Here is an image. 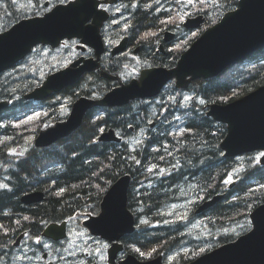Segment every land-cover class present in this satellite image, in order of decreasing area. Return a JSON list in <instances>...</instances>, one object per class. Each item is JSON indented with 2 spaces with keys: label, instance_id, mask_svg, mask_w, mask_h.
Segmentation results:
<instances>
[{
  "label": "trees",
  "instance_id": "1",
  "mask_svg": "<svg viewBox=\"0 0 264 264\" xmlns=\"http://www.w3.org/2000/svg\"><path fill=\"white\" fill-rule=\"evenodd\" d=\"M214 3L218 11L210 17L211 23L221 17L220 8L223 4H228V9L237 6L236 0H229V2L215 0ZM201 6L210 8L211 4L207 3V0H201ZM137 10L134 30H142L152 25L153 22L155 23L154 19L147 16L145 10L140 7ZM135 34L133 33L132 36ZM198 34L200 33L188 36L177 52L171 56L168 55L169 58L160 64L173 67L181 52ZM148 46L151 48L150 45ZM165 57L158 55L156 59L161 61ZM102 69H109L112 74L115 73L109 67L103 66ZM32 72L35 70H23L13 77L3 76L0 79V96H7L6 99H8L12 95L9 97L12 98L11 104L0 111V172L9 175L7 178L9 187L3 188L2 186L0 189L1 249L8 238L5 234L11 232V225L15 228L14 224H23L20 212L32 215L30 227L34 231L42 228L47 222H61L66 219L80 223L82 216L94 214L98 210L94 205L99 196L104 194L119 174L129 173L132 181L135 182L145 177L146 165L149 162L153 163L163 155L161 152L166 151L165 145L168 142L174 151L170 153L171 157L185 158L187 160L185 167L189 169L192 176L190 180H193V183L181 185L180 190L183 194L200 190L212 196V194L223 192L218 188L221 187L220 176L225 175V164L228 163V172L233 171L234 186L226 190L224 197L205 212L207 220L213 225V233L220 228L229 229L231 225L240 221L245 220L246 222L249 213L264 202V187H262L264 186V165L254 163L253 159L240 162L234 158L222 157L219 142L226 132L225 125L199 113L201 112L199 110L203 108L202 106L196 107L195 103H192L186 110H181L186 118L188 129L183 138L173 137L167 142V133L157 134L156 137H151L141 151L139 149V151L126 153V147L118 150L117 144L113 142L97 141L96 134L98 136L101 127H115L121 123L124 125L126 122L135 125L132 122L134 116L131 114L130 106L124 105L107 110L106 116L98 117L96 120L94 116L100 108H93L88 111L80 127L66 138L46 148L31 146L26 151L16 153L15 147L21 145L19 137H23L24 134H35L41 126L43 120L41 117L50 113L47 122L61 119L57 102L49 100L33 103L22 98L23 93L39 84V80L35 81ZM262 84H264V47L256 55L250 57L247 63L236 64L216 77L197 79L189 88L195 90L208 103H228ZM112 86L111 81L102 78L98 71H93L66 86L60 95L71 96L74 101L81 95L87 97L93 94L103 95ZM162 107H159V110ZM169 109V107L166 108L167 111ZM34 113H40L39 118L25 123L24 121ZM161 139L164 146H161L163 145ZM135 163L138 165L135 166ZM6 166H10L8 171L4 169ZM180 176V171L174 172L161 179L159 186L148 187L142 184L139 187L141 190L139 195L131 196L130 194L129 196L130 204L137 202L147 213V220L151 223L150 233H153L152 240L158 237H165V239L170 237L168 239L169 248L177 242L180 244L181 223L172 221L170 226L156 225L158 223L156 218L160 215L154 211L158 207H168L172 200L170 198L174 196V194L170 196L172 191L169 187L174 181L179 180ZM191 184L193 185L190 187ZM33 190L43 191L44 199L41 202L27 205L19 200L21 193ZM6 219H8V224L4 229L1 224L6 222ZM142 228L143 233L134 232L126 238L140 241L141 244L135 242L137 245L147 246L146 242L150 235L146 232L150 230H147V227ZM191 231L198 233V229ZM222 233L217 236L218 242H226L235 238L229 230ZM196 255L197 253L191 257H196ZM4 260H6L5 257Z\"/></svg>",
  "mask_w": 264,
  "mask_h": 264
},
{
  "label": "water",
  "instance_id": "2",
  "mask_svg": "<svg viewBox=\"0 0 264 264\" xmlns=\"http://www.w3.org/2000/svg\"><path fill=\"white\" fill-rule=\"evenodd\" d=\"M82 0H76L67 6L54 9L43 18L21 20L9 30L0 33V72L9 68L23 57L37 43H49L52 46L65 37L77 36L92 46L99 55L102 48L98 33H91L84 26L93 11L86 13L80 8ZM201 18L187 20L188 27L198 26ZM264 46V0H239L238 7L228 11L214 25L207 28L180 56L172 68H150L140 73L139 81L142 89L132 80L128 87H116L97 100L85 96L76 98L71 105V120L79 122L83 113L93 106L114 104L120 98L132 95H143L151 86L159 90L171 79L180 88H185L197 78H208L219 75L230 65L249 54L252 50ZM125 48L124 41L115 48L113 53H119ZM79 61L47 75L42 84L25 94L26 99L43 100L53 93L62 91L73 84L86 72L98 65L92 59L86 60L77 67ZM102 74V70H99ZM187 76L189 78L187 79ZM137 81V80H136ZM131 87V88H129ZM5 103L0 102V110ZM216 121L227 124V134L220 143L228 157L264 150V85L246 94L244 97L227 104H211L207 112ZM56 122L50 126L42 140L51 144L53 136L60 134L65 123ZM264 164V156L260 158ZM122 182H114L107 190V201L98 216H88L82 223L93 233L106 239L130 232L133 222L125 221L120 213L107 202L118 194L117 186L123 183L125 187L130 176H122ZM32 197L42 200L43 193L34 191L21 196L22 203H32ZM219 199V197H218ZM215 199L206 202L201 209L208 208ZM124 211V210H123ZM126 215L132 218L130 212ZM252 229L239 236L236 240L224 243L208 251L187 264H264V204L258 206L250 214ZM42 234L47 238L59 239L65 235V224H49ZM110 240V239H108ZM108 252L109 264H114V258L119 247L112 245ZM159 258L147 262H139L133 255H128L120 264H158Z\"/></svg>",
  "mask_w": 264,
  "mask_h": 264
},
{
  "label": "flooded vegetation",
  "instance_id": "3",
  "mask_svg": "<svg viewBox=\"0 0 264 264\" xmlns=\"http://www.w3.org/2000/svg\"><path fill=\"white\" fill-rule=\"evenodd\" d=\"M70 1L72 0H2L1 14L6 19L13 21L21 20L23 18L42 17L55 6L61 4L65 5ZM214 2L215 0H209L208 3L211 4L210 8L202 7L205 12H201V4L199 0H191V2H189V0H84V6H81V10L86 13L93 11V13L90 14L86 20L85 26L91 31V33L97 32L100 35V42L103 51L98 59L99 65L112 68L121 81L125 71H128L132 68L134 61H136L138 57H140L142 65H148L149 63L150 65H161L160 62L164 63L165 60L169 58L167 56H171L172 52H175V49L172 50V48H174L176 45L179 46L180 43L183 44L185 38L184 36L187 35L186 33H201L203 29H205L209 24L210 17L216 10V4ZM139 7L145 10L147 12V16L150 19H154L155 23L153 22L152 25H149V27L142 30H134L135 17L137 18V9ZM201 14L203 16V20L200 27L194 29H187L184 27L183 22L186 18L195 17ZM133 33L136 34L132 36ZM155 33L157 36L154 37ZM165 33H172L174 36L171 39L166 40ZM122 39H125L124 51L116 55L113 54L112 52L117 46L120 45ZM148 45H150L151 48H149ZM33 50L39 54H55L60 52L67 57V62L69 63L79 58H96L94 49L86 43H81L77 38L62 40L56 49H53L49 45L40 44L35 46ZM158 55H163L167 58L165 57L160 61L156 59V56ZM46 62L51 63V67H55L54 60L50 61L48 59ZM107 70L109 71V69ZM196 80L190 82L187 88L181 90L180 95L171 94L167 96V94H164V92L161 91L156 97L147 101V105L151 110H143V114L142 110L133 109V105L130 104L133 101L139 103V100H132V102L128 103L127 105L130 106L131 114L134 116L132 122H134L135 125L130 124L126 129L128 123L126 122V124L123 125L121 123L120 125H116L114 128L118 131L120 136L126 137V134H130L129 128L131 127V129L134 131L133 136H138L137 140H147V142L151 140V137H156L157 134L163 135L165 133H167L168 139L165 138L167 142L169 138H183L187 132V124L184 123L186 118L181 110H186L192 103H195L196 107L202 106L203 108L199 110L201 111L199 113H203L205 116H208L207 110L210 103L206 102L200 94L195 92V90L189 88L190 85ZM183 92L190 94V97L185 99V95H181ZM201 101H203V103H201ZM161 106L163 107L159 111V107ZM167 107L170 108L168 111L166 110ZM125 130H127L126 134ZM122 137H120V142L116 143V148L118 150H122L124 147L129 148L130 144L132 143L130 138L125 141V139L123 140ZM160 141L161 144H163L161 146H164L162 139ZM168 143L165 145L166 151L161 152L163 155L157 160H154L156 165L154 167V173L151 175L148 174L150 169V166L148 165L152 164L149 162L146 165L147 169L145 171V177H142L137 181L142 182L148 187L152 185L159 186L161 179L168 177L174 172L177 173L180 171L181 178L177 181H174L169 187L172 191L170 196L174 194V196L170 198V200L172 199L173 202L178 198L177 195L183 194L180 190L181 185L183 183H193V180H190L192 176L189 173V169L185 167L187 160L185 158H172V154L170 153H173L174 151H172V147H170V144ZM135 148L136 149L134 151H137L138 147L136 146ZM158 165H160L161 168H159ZM225 166V169H227L228 163L225 164ZM157 172H159V174ZM225 176L226 170L225 175L220 176V186H223V182L227 178V176L226 178ZM132 183L136 182L133 180ZM140 191L141 190L136 185L133 196H135V194L136 196L139 195ZM187 194H189V197L186 199L187 204L189 203V206H187V208L186 205L175 207L172 209L171 216H167L168 214L166 212L160 217H157L156 219L158 220V223L156 225H172L173 222H170L174 216L172 214L179 215L177 220L179 219V221H183V208H185V211L190 215V221L195 219L202 224H209L204 215V211L197 212V208L200 203L198 202V199L195 200V198L200 197V190H198L195 194L184 193L183 196L186 197ZM130 206L136 213H138L136 208L139 206V204H137V202L135 204L131 203ZM158 209H160V207H158ZM20 213L22 215L23 224H14L15 228L13 225H11V232L5 234L8 238L4 242L5 244L0 251V259H4L3 255L7 258L12 256V260L10 259L8 263L16 264L18 262V251H20L22 253L27 252L32 256L36 255L37 258L39 257L40 262L37 261L38 264L58 263L60 259H58L56 255L62 252L60 247L63 246L65 242L63 240H50L43 238L41 237V231L38 232V229L30 233L28 227L32 223V215L23 212ZM134 215L135 218H139V220L135 221L134 230L130 234L134 232L141 234L143 233L142 227H147V230H150L146 232L150 235L148 239L146 238V244L148 245L140 246L135 244V242H138L139 244L141 243L140 241L127 239L126 236L130 235L127 234L119 240V243H122V250L118 252L116 261L118 262L128 253H131L139 260L141 259V261L161 256L162 264H175L174 259L176 256L181 254L180 250L182 248L179 250L176 249L188 243L179 245L177 242L175 244L176 246L174 245L173 247L169 248L168 239H170V237L168 239H165V237H158L152 240L153 233H150L151 227L149 220H147V213L143 211V214H141L142 216L135 213ZM143 215L146 216V220ZM26 217L27 219H25ZM179 221L178 223H181L182 230V225L184 223ZM7 224L8 219H6V222H3L1 226L6 228ZM70 226L71 225H68L67 227L68 235L69 231L71 233V229H69ZM84 231L86 230H81L80 227L75 228L77 243L82 240V235H84L82 232ZM25 232L26 238L24 237ZM182 237L184 236L182 235ZM67 239L68 238L64 240ZM100 241L103 242L102 240ZM85 247H88L87 241L85 242ZM141 253H144V255H141ZM32 256H30L31 264H33L32 259H34ZM88 256L89 252H86L84 257ZM94 262L97 264H107V262L103 259H96Z\"/></svg>",
  "mask_w": 264,
  "mask_h": 264
},
{
  "label": "bare ground",
  "instance_id": "4",
  "mask_svg": "<svg viewBox=\"0 0 264 264\" xmlns=\"http://www.w3.org/2000/svg\"><path fill=\"white\" fill-rule=\"evenodd\" d=\"M200 1V4H201V0H199ZM207 2H209V0H207ZM1 3H2V0H0V9H1ZM199 4V5H200ZM60 6H64V4H61V5H57V6H55L54 8H52L49 12H51V11H53L54 9H57V8H59ZM210 10V9H209ZM203 10H202V6H201V12H202ZM48 13V12H47ZM202 15V14H201ZM214 16V15H213ZM6 18L5 17H3L2 16V14H1V12H0V28H2V29H4V30H2L0 33H2V32H4V31H7V29L10 27V26H14L15 24H17V23H19L20 22V20H17V21H13V20H10V19H6V22L4 21ZM220 19V18H219ZM202 20H203V16H202ZM11 21H13L12 23H11ZM218 21H215V22H213L210 26H212V25H214V24H216ZM11 23V24H10ZM210 26H208V27H206L205 29H203V31L200 33V34H198V35H201L207 28H209ZM94 33H97V32H94ZM99 34V33H98ZM166 34V40H169V39H171L172 37H173V34L172 33H165ZM186 34H189V33H186ZM72 38H77V39H79L80 40V42L81 43H85L83 40H82V38L81 37H77V36H72V37H65V38H63V39H61V41L62 40H64V39H72ZM99 39H100V35H99ZM185 39V38H184ZM60 41V42H61ZM123 41H125V39H122L121 40V42H123ZM120 42V43H121ZM40 43H37L36 45H39ZM89 45V44H88ZM181 43L179 44V46H177L176 45V48H177V50L181 47ZM35 46V45H34ZM58 47V45L57 46H53L52 48L54 49H56ZM92 47V46H91ZM101 48H102V46H101ZM177 50H176V52H177ZM102 51H103V49L101 50V53H102ZM259 50H257L256 51V53L258 52ZM29 53H32V52H28L27 54H26V56H25V58L24 59H22V60H20L14 67H16V66H18L19 65V63H21V62H23L25 59H26V57H27V55L29 54ZM113 53V52H112ZM37 61V60H36ZM138 62V61H137ZM36 63V62H35ZM70 64H72L71 62L69 63H67V64H65V66L64 67H62V68H60V69H63V68H65V67H67V66H69ZM152 64H154V63H152ZM234 66V63L232 64V65H230L228 68H227V70L228 69H230V68H232ZM151 67H155V68H160V67H162V65H150V63L147 65V67H144L143 69H141L140 71H139V74L136 76V77H131V79L129 78L127 81H125V82H123L122 81V79L123 78H121V81H120V79H119V77H118V75H116L115 73L114 74H112L110 71H108L107 69L106 70H103L102 69V71L104 72L103 74L101 73V72H99V74H100V76L102 77V78H104V79H107V80H109V81H111V82H114L113 83V86L111 87V89L109 90V91H107L106 93H108V92H110L112 89H114V88H116V87H120L121 85L123 86V87H128L129 85V83H130V81H132V80H134L136 83H137V85H139V86H137V87H135V90L136 89H142V85L140 86V81H139V75H140V73L142 72V71H144V70H147V69H150ZM13 68V67H12ZM11 68V69H12ZM102 68H103V66H102ZM11 69H9V70H11ZM60 69H58V70H60ZM58 70H55V71H58ZM94 71V70H93ZM92 71V72H93ZM54 71H52V72H50V73H48L47 75H49V74H51V73H53ZM3 72H0V75L2 74ZM39 73V72H38ZM223 72H221L220 74H222ZM46 75V76H47ZM189 78V76H187V79ZM45 79V78H44ZM44 79L38 84V86H40L41 84H42V82L44 81ZM197 79H199V78H197ZM202 79H206V78H202ZM137 80V81H136ZM196 80V79H195ZM194 81V80H193ZM192 82V81H191ZM168 84V85H167ZM128 85V86H127ZM167 85V86H166ZM264 84H262L261 86H263ZM166 86V87H165ZM165 87V88H164ZM260 87V86H259ZM129 88H131V87H129ZM145 90H147L146 91V93L145 94H143V95H132V96H129V97H126V98H120V99H118L117 100V102L116 103H114V104H110V103H106L104 106H99V105H96V106H93V107H91L90 109H88L87 110V112H86V110H85V112L83 113V115L81 116V118H80V120H79V122H76V121H74V120H71L72 118H73V115H72V118L70 117L71 116V108H70V110H69V112L67 113V115L65 116V117H61V119H59V120H57V121H54L52 124H49L48 126H46V127H44V126H42L43 125V122L44 121H46L47 120V118L50 116V113H47L45 116H43V117H41L43 120H42V123H41V126L39 127V129H38V131L35 133L36 134V138L35 139H33V145H31L32 147H39V148H46V147H49V146H51V145H53L54 143H56V142H58V141H60L61 139H63V138H66L67 136H69L70 134H72L74 131H76L79 127H80V125L82 124V122H83V119H84V117L88 114V111H90L91 109H93V108H100L99 110V112L97 113V114H95V116H94V119L96 120L98 117H101V116H106L107 115V110H109V109H113V108H120V107H122V106H124V105H127L128 103H130V102H132V100H135V99H137V100H139V103H136V102H132V103H130V104H132L133 105V109H140V110H142V114H143V112L144 111H146L147 109L143 106V105H141L140 106V103H144L145 105H147V101L149 100V99H152V98H154V97H156L161 91L162 92H164V94H167V96H169V95H171V94H179L180 95V92H181V90H184V89H182V88H180L178 85H177V83L175 82V79H171V81L170 82H167V83H165L164 85H163V87L161 88V89H159V90H155L152 86L148 89H145ZM178 90H179V93H178ZM170 91V92H169ZM26 93H28V91L27 92H25V93H23V96H22V98L25 100V101H31V102H33V103H39V102H46V100L47 99H49V98H51L52 96H53V94L51 95V96H49V97H47V98H45V99H43V100H35V99H26L24 96H25V94ZM106 93H104L103 95H96V96H90V97H87L88 99H91V100H97V99H101L102 97H104L105 95H106ZM183 93H186V92H183ZM12 96V95H11ZM11 96H9V97H11ZM6 97L7 96H0V101L1 102H4L5 103V105H4V107L2 108V110L7 106V105H9V104H11V102H12V98H9L8 97V99H6ZM167 100H168V98H167ZM211 104H217V103H210V105ZM210 105L208 106V110H207V112L210 110ZM148 106V105H147ZM144 110V111H143ZM151 110V109H150ZM160 111V110H159ZM158 113V112H157ZM93 115V114H92ZM211 117V116H210ZM150 118V117H149ZM212 118V117H211ZM213 119V118H212ZM58 121H61L60 123L61 124H63V123H65L66 125H65V127H64V129H63V131L60 133V134H58V135H56V136H53V138H52V141H51V144H46L43 140H42V136L45 134V132L48 130V128L50 127V126H53L56 122H58ZM130 124H128L127 123V126H126V129H127V127L129 126ZM125 128V127H124ZM129 131H130V134H126L127 133V130H125V134H126V137L124 136V137H122V136H120V134L118 133V131L114 128V127H112V126H109V127H101L100 128V132H99V134H98V136H97V134H96V137H97V141L98 142H113V143H118V142H120V140H121V138L120 137H122L123 138V140L125 139V141H127V139L128 138H130L131 140H132V137H134L133 136V133H134V131H133V129H131V127L129 128ZM35 134H30V135H34L35 136ZM120 136V137H119ZM136 137H138V136H136ZM32 138V137H31ZM146 143H147V140H140V142H139V144L137 145V147H138V151H139V149H140V151L142 150V148H143V146L144 145H146ZM30 146V147H31ZM29 147V148H30ZM28 148V149H29ZM127 148V147H126ZM27 149V150H28ZM136 148H134V149H131V147H129V148H127V150H126V153L127 152H132V151H134ZM10 156V155H9ZM138 164H135V166H137ZM148 166H150V169H151V171H148V174H153L154 173V167L156 166L155 165V163H152L151 165H148ZM159 168H161V166H159ZM157 173H159V172H157ZM124 175H130L129 173H123V174H119L118 175V177L116 178V180H114V182H122V176H124ZM113 182V183H114ZM113 183L107 188V190L113 185ZM143 183L142 182H138V181H136V183H132V182H130L129 181V183L124 187L123 186V183L122 184H119L118 186H117V190H118V194L115 196V197H113V199H112V201H109V202H107L108 204H109V206H111V208H113L115 211H122L121 213H120V215H121V217L125 220V221H129V222H133V228H132V230L130 231V232H125V233H123V234H121L118 238H116V237H113V238H108V239H110V240H108V239H106V238H104V237H101V235L100 234H96V233H93L91 230H87V232L89 233V236L93 239V240H96V238L98 239V240H102L103 242H101V243H103L104 245H105V251H104V253L102 254V257H101V259H103V260H105V261H107L108 260V252L112 249L111 248V246L112 245H114V246H121L122 245V243H119V240L121 239V238H123L125 235H127V234H130L133 230H134V223H135V221H138L139 220V218H135V215H134V213L135 214H139V215H141V214H143V211L141 210V206L139 205V206H137V211H138V213H136L132 208H131V206H130V199H129V196H130V194H131V196L133 195V193H134V188H135V186L137 185V187L139 188L141 185H142ZM130 186H131V189H130ZM130 189V190H129ZM107 190L104 192V194L103 195H101V196H99V199L98 200H100L99 201V204L98 205H94L95 206V208L96 209H98L93 215L94 216H98L101 212H102V208H104V203H106V201H107ZM34 191H40V190H33V191H29V193L30 192H34ZM40 192H42L43 193V191H40ZM43 199H44V193H43ZM42 199V200H43ZM222 199V198H221ZM32 200L34 201V202H32V203H28V204H33V203H39V202H41L42 200H40V199H37V198H35V197H32ZM97 200V201H98ZM218 201H220V199L218 200ZM217 201V202H218ZM216 202V203H217ZM215 203V204H216ZM24 204H27V203H24ZM27 204V205H28ZM187 204V203H186ZM215 204H213V205H215ZM188 205V204H187ZM209 208H207V210H208ZM124 210V211H123ZM206 210V211H207ZM125 211H127V212H130L131 213V215H132V218H130V217H128L127 215H126V213H125ZM205 211V212H206ZM142 216V215H141ZM144 217H145V220H146V216L145 215H143ZM50 224V222H47V223H44L43 224V227L42 226H40V227H42V228H39L38 230H43L44 228H46L48 225ZM210 228H209V227ZM29 228V230H30V233L31 232H34V230H33V228L32 227H28ZM213 229V225H211L210 223L207 225V228L205 229V231L207 230L208 232H209V230L210 229ZM5 229V228H4ZM223 229V228H222ZM244 230H245V226H244ZM244 230H243V232H244ZM185 232V231H184ZM208 232H202V238H205V236L207 235V233ZM243 232L242 233H240V234H238V235H236L235 236V238H233L232 240H234V239H236V238H238L239 236H241L242 234H243ZM26 236V232L24 233V237ZM26 238V237H25ZM28 239H29V236H28ZM28 239H27V242H28ZM189 239H195V237H190ZM122 242H123V240H122ZM220 242V243H219ZM217 244H215V245H213L211 248H198L199 250L200 249H203V250H206V251H211L212 249H214V248H216L219 244H222V243H225V242H223V241H219ZM227 243H228V240L226 241ZM26 245V244H25ZM180 245V244H179ZM28 247V246H27ZM1 249V248H0ZM31 249H34V248H31ZM131 251V250H130ZM11 252V251H10ZM3 255V254H2ZM85 255V254H84ZM128 255H132L131 253H128L124 258H122L121 260H119L118 262L116 261V259L114 260V264H116V263H118V264H120V262L121 261H123ZM30 256H32V255H30V254H28L27 252H25V253H22V252H20V251H18V255H17V263L16 264H31V261H30ZM134 256V255H133ZM3 257H5L6 258V260H4V259H0V264H12V263H8V261H10V259H11V257H9V258H7L6 256H4L3 255ZM34 259H32L33 260V264H38L37 263V260H36V255H34V256H32ZM72 257V256H71ZM81 257H82V255H81ZM135 257V256H134ZM1 258V257H0ZM136 258V257H135ZM158 258H161V256H158V257H155V258H153V259H148V260H145V261H141V259L139 260L138 258H136V260H138L139 262H147V261H151V260H154V259H158ZM72 259H76V257L75 258H73L72 257ZM197 259V258H196ZM12 260V259H11ZM67 260V259H66ZM96 259H94V258H91L90 256H88V257H82L79 261H77L76 263H73V261H71V260H69V263L70 264H92L94 261H95ZM55 264H61V260L60 261H58V263H55Z\"/></svg>",
  "mask_w": 264,
  "mask_h": 264
},
{
  "label": "rangeland",
  "instance_id": "5",
  "mask_svg": "<svg viewBox=\"0 0 264 264\" xmlns=\"http://www.w3.org/2000/svg\"><path fill=\"white\" fill-rule=\"evenodd\" d=\"M225 1L229 2V0H225ZM217 11L218 10H215L214 14H216ZM0 12H1V9H0ZM213 15H211V16H213ZM4 21L6 22V19ZM12 22L13 21H11V23ZM211 24L212 23L209 22L207 27L210 26ZM2 30H4V29L0 28V32ZM192 34L193 33H189V34H187L184 37L186 38L187 36L192 35ZM155 36H157L156 33L154 34V37ZM184 41H185V39H184ZM173 49H175V52H176V50H177L176 46L174 48H172V50ZM175 52H172V54L175 53ZM48 59L50 61L54 60L55 67H51V63L46 62ZM67 63H68L67 62V57L64 54L60 53V52H57L55 54H47V56H45V57H42V56L34 54V53H29L27 55L26 59L23 62L19 63L18 66L13 67L11 70H8L7 73H2L0 75V79L3 76L13 77L15 74H17V73H19L20 71H23V70L34 69L35 72H32V74H33V76L35 78V81L39 80L38 83H40L46 77V75L48 73L64 67L65 64H67ZM144 67H147V65H142L140 57H138L136 59V61H134L132 68L130 70H128V71H125V74L122 77L123 78L122 81L125 82L131 77H136L139 74V71L141 69H143ZM112 83H114V82H112ZM181 95H185V97H190V94H188V93H182ZM93 96H96V94H94ZM49 100H53L54 102H57V107L59 108L60 117H65L67 115V113L70 110V106L68 104L72 100L71 96H65L64 97V96H60V94H58L54 99H53V96H52L51 98L47 99L46 102L49 101ZM141 105H143L146 109H150L143 102L140 103V106ZM52 123L53 122H47V120H46V121L43 122L42 126L46 127V126H48L49 124H52ZM35 138H36V134H35V136L34 135H30V134H24L23 137H19V141H21V145L15 147V150H16L15 152L17 153L18 151H26L31 145H33V139H35ZM137 139H138V137H136V136L132 137V143L130 144L131 149H134L139 144L140 140H137ZM247 160H249V157L246 156V155L238 157V161H240V162L247 161ZM158 166H160V165H158ZM9 168H10V166H6L4 169L8 171ZM8 176L9 175L6 174L7 178H9ZM0 178L2 179L1 175H0ZM1 184L2 183H0V185ZM192 185L193 184H191L190 187ZM2 186H3V184H2ZM0 189H2V187H0ZM192 193L195 194L196 190L192 191ZM177 197L178 198L175 199L173 202H172V200L170 201V204L168 205L167 208L161 207L160 209H155L154 212L157 213L160 216L167 212V214H168L167 216H171L172 209H174L175 207H178V206L181 207L182 205H186V208H187V206H189V203H188V205L186 204L187 203L186 199L189 197V194H187L186 197H184L183 194L177 195ZM195 200H196V198H195ZM99 201L100 200H98L95 205H98ZM183 209H184L183 221L175 220L173 218L170 221V222L179 221V222H183L184 223L182 225V230L180 231V234L183 235L184 238L183 237L181 238L180 244L190 243L193 246L197 245V248H211L213 245L218 243L217 236L219 234H223L222 232H225L226 230H229V233H231V235L236 236V235H238V234L243 232L244 225L246 224L245 220H243V221H240L237 224L231 225L229 227V229L227 227H226L227 229L226 228H223V229L220 228V229L216 230V233H213L214 229H212V228L208 232L207 230L205 231V229L203 230V229L199 228V226H195L193 229H195V230L198 229V233H194L192 231L190 232V230L192 229V224L189 223L190 220H191L190 215L185 211V208H183ZM141 210L142 211L144 210V208L142 206H141ZM172 215H177V214H172ZM72 221L74 223L77 222L75 220H72ZM185 226L189 229L188 232H186V230L184 232ZM83 229H84V227H81V230H83ZM85 232L86 231L82 232V233H84V235H82L83 238H82V240L79 241V244L77 243L76 236H74V231L71 233V236H70L69 240L65 243V246L62 249V251H64V252L61 255L60 254L56 255V257L61 260V264H70L69 260L73 261V263H76L82 257H84V254L86 252H89V256L91 258L101 259L102 254L105 251V245L103 243H101L100 240H98L97 238H96V240H93L89 236V233L88 232L85 233ZM202 232H208V233L205 236L206 238L200 239L199 237H202L201 236ZM224 234L228 235V233H224ZM190 237H195V239L197 238V240L195 241L194 239H189ZM85 240H87V242H88V247H85ZM181 248L182 247H178L176 250H179ZM81 255H82V257H81ZM71 256L73 258L76 257V259H72ZM36 260L38 262H40L39 261V257L38 258L36 257Z\"/></svg>",
  "mask_w": 264,
  "mask_h": 264
},
{
  "label": "snow or ice",
  "instance_id": "6",
  "mask_svg": "<svg viewBox=\"0 0 264 264\" xmlns=\"http://www.w3.org/2000/svg\"><path fill=\"white\" fill-rule=\"evenodd\" d=\"M189 2H191V0H189ZM185 99H188V98L185 97ZM201 103H203V101H201ZM39 116H40V113H34L33 116L28 117L27 120L24 121V122L26 123L28 121H32L34 119H38ZM261 155L264 156V153H261ZM149 171H151V169H149ZM225 182L226 183H230L231 182V177L229 176V178ZM262 187H264V186H262ZM61 191H63V189ZM25 219H27V217ZM137 251H139V250H137ZM141 255H144V253H141Z\"/></svg>",
  "mask_w": 264,
  "mask_h": 264
}]
</instances>
